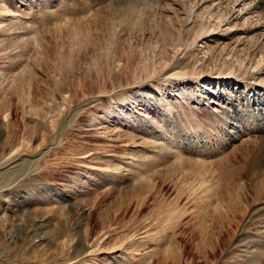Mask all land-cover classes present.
Instances as JSON below:
<instances>
[{
  "label": "rangeland",
  "instance_id": "rangeland-1",
  "mask_svg": "<svg viewBox=\"0 0 264 264\" xmlns=\"http://www.w3.org/2000/svg\"><path fill=\"white\" fill-rule=\"evenodd\" d=\"M0 264H264V0H0Z\"/></svg>",
  "mask_w": 264,
  "mask_h": 264
},
{
  "label": "bare ground",
  "instance_id": "bare-ground-1",
  "mask_svg": "<svg viewBox=\"0 0 264 264\" xmlns=\"http://www.w3.org/2000/svg\"><path fill=\"white\" fill-rule=\"evenodd\" d=\"M82 249H83V247H82ZM78 250H79V249H78ZM73 251H74V250H73ZM76 251H77V250H76ZM77 253H78V252H76L75 254L73 253V254H74V257L77 256ZM78 254H79V253H78ZM78 256H79V255H78ZM72 257H73V256H72ZM75 259H76V258H75ZM70 260H72V258H71Z\"/></svg>",
  "mask_w": 264,
  "mask_h": 264
}]
</instances>
